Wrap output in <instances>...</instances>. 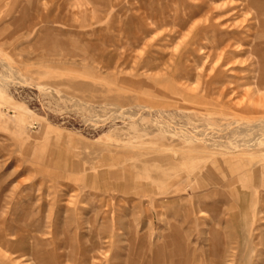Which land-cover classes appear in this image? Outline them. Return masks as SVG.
<instances>
[{"label": "rangeland", "instance_id": "rangeland-1", "mask_svg": "<svg viewBox=\"0 0 264 264\" xmlns=\"http://www.w3.org/2000/svg\"><path fill=\"white\" fill-rule=\"evenodd\" d=\"M0 264H264V0H0Z\"/></svg>", "mask_w": 264, "mask_h": 264}]
</instances>
